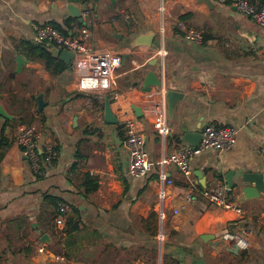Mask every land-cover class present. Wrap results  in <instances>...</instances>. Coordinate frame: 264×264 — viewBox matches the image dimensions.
I'll return each instance as SVG.
<instances>
[{"label": "crops", "instance_id": "obj_1", "mask_svg": "<svg viewBox=\"0 0 264 264\" xmlns=\"http://www.w3.org/2000/svg\"><path fill=\"white\" fill-rule=\"evenodd\" d=\"M234 2L0 0V264H264V191L250 178L262 173L264 188V28ZM178 22L201 31L202 44L185 39ZM45 25L67 37L87 29L94 54L67 64L58 47L37 40ZM25 42L63 68L47 69ZM110 55L121 64L107 75ZM150 73L161 87L143 92ZM167 91L182 94L171 115ZM127 118L154 164L146 177L128 175ZM32 125L41 133L40 175L16 143ZM208 127L237 128V139L230 151L191 158L190 181L197 191L223 187L240 212L211 206L196 191L187 203L189 179L168 161ZM86 178L97 188H85ZM56 200L69 207L62 226Z\"/></svg>", "mask_w": 264, "mask_h": 264}, {"label": "built area", "instance_id": "obj_2", "mask_svg": "<svg viewBox=\"0 0 264 264\" xmlns=\"http://www.w3.org/2000/svg\"><path fill=\"white\" fill-rule=\"evenodd\" d=\"M215 1L224 4L229 0ZM234 6L239 14L250 18L257 25L264 28V5L257 7L250 0H235ZM177 27L185 39L195 44H202L204 36L201 31L186 26L184 22H178ZM36 36L39 42L65 49L81 58L90 57L94 54L92 48L87 44V29H83L82 34L78 37H67L52 26L45 25L37 29ZM120 64L121 58L119 56H106L103 66L104 73L107 75L111 74ZM124 125L126 128L125 144L131 158L128 175L133 178L146 177L152 171L154 164L150 160L147 152L143 149V142L140 134L136 130L135 121L132 118H127L125 119ZM237 135L238 129L234 127H208L202 133L200 143L197 146L181 147L168 157V161L175 164L179 171L189 179V186L191 189L185 196V201L187 203L196 200V194L193 192L196 191L199 196H202L211 206L225 210L234 209L240 212L239 208L235 207L226 199L224 188L221 186H217L214 189L195 190L193 182L190 181L192 172L189 165L191 158L199 155L206 149L211 148L219 152L230 151L236 142ZM40 136L41 133L37 127L32 125L24 127L16 137L17 145L25 158H27L32 171L37 175L41 174L42 167V159L37 148V142ZM45 154L44 161L46 164H50L55 156L50 146H48ZM68 211L69 207L67 205L62 202L58 203L57 215L55 216V223L57 226H62L64 224V218ZM175 213H177V211H175ZM230 238L231 242H236L237 244L242 243L246 246V242L243 240L244 238L242 239V237L238 236H230ZM39 251L42 252L43 248L40 247Z\"/></svg>", "mask_w": 264, "mask_h": 264}, {"label": "water", "instance_id": "obj_3", "mask_svg": "<svg viewBox=\"0 0 264 264\" xmlns=\"http://www.w3.org/2000/svg\"><path fill=\"white\" fill-rule=\"evenodd\" d=\"M94 2H98L101 0H93ZM111 2H114L115 0H110ZM235 1V0H233ZM233 10H236L235 7H233ZM56 52L60 55V58L66 62L67 64H70V61L72 58H74V54L65 50V49H57ZM17 63H18V69L21 70L22 68V64H23V60L21 56L17 57ZM153 86L156 87H161V81L159 78H157L154 74L150 73L147 75V78L144 81L143 84V88L142 91L143 92H149L151 90V88ZM182 98V94L175 92V91H167L165 94V99H166V103L168 105V111H169V115L173 114V111L175 109L176 104L181 100ZM37 112L40 113L43 108L45 107V102L43 101V96L40 95L37 98ZM134 111L136 113V116L139 118L141 117V113H140V109L139 108H134ZM0 115L6 117V115L3 112H0ZM105 117H106V121L108 123H114L115 120L111 119V112L109 110V105L108 102L106 103V109H105ZM193 134L188 133L184 136V141L190 143L192 141V136ZM201 136L199 135V139L198 142L194 144V146H197L199 144V141L201 140ZM192 143V142H191ZM252 180H254L256 182V188L259 190V192L264 191L263 185H262V179H263V174L259 173V174H255L254 176L250 177ZM229 186L232 187V183L230 181H228ZM43 240H46L47 237L44 235ZM231 252L233 253H237V251L239 250V246L236 244L234 245V248L229 249ZM195 264H205V262L203 260H199L197 261Z\"/></svg>", "mask_w": 264, "mask_h": 264}, {"label": "trees", "instance_id": "obj_4", "mask_svg": "<svg viewBox=\"0 0 264 264\" xmlns=\"http://www.w3.org/2000/svg\"><path fill=\"white\" fill-rule=\"evenodd\" d=\"M256 1L260 2L261 5H264V0H252V3L255 4ZM52 27L59 30L56 26H52ZM44 44H47V43H44ZM22 45L30 55H33V56L38 55L40 58H42L45 61V65H46L47 69H50L52 66H54L55 68H58V69L63 68V65L61 63L57 62V59L53 58L51 53L47 49L42 48L40 46H35V45L28 43V42L22 43ZM48 45L54 46L51 44H48ZM88 179H90V178H86L85 188H88V186H89L90 190L96 189L97 184L91 180L88 181ZM56 202H57V200H56ZM58 203L59 202L56 203V206L58 205Z\"/></svg>", "mask_w": 264, "mask_h": 264}]
</instances>
